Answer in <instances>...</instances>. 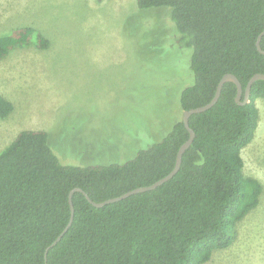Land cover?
<instances>
[{
	"label": "trees",
	"instance_id": "1",
	"mask_svg": "<svg viewBox=\"0 0 264 264\" xmlns=\"http://www.w3.org/2000/svg\"><path fill=\"white\" fill-rule=\"evenodd\" d=\"M135 1L139 9L169 7L174 38L191 50L193 80L180 91L182 111L207 103L225 73L234 74L243 90L254 73H264V54L256 47L264 0ZM32 43L49 46L32 26L0 32V59L12 47ZM236 91L233 82H224L211 107L189 116L194 138L172 177L100 207L83 192L102 201L172 169L189 135L181 118L132 157L104 164L62 163L46 131H19L0 150V264H203L214 250L231 245L238 223L263 192L260 180L245 174L241 151L255 136L264 79L252 83L244 104L235 101ZM12 109L0 94V118ZM75 187L83 192L72 193V222L49 246L69 220Z\"/></svg>",
	"mask_w": 264,
	"mask_h": 264
},
{
	"label": "rangeland",
	"instance_id": "2",
	"mask_svg": "<svg viewBox=\"0 0 264 264\" xmlns=\"http://www.w3.org/2000/svg\"><path fill=\"white\" fill-rule=\"evenodd\" d=\"M169 12L135 0H0V32L28 25L49 40L0 59V94L13 105L0 118V150L19 131L41 129L62 163L104 164L160 139L181 118L180 91L193 80L191 50L174 38ZM255 103L258 126L241 155L263 192L232 244L203 264H264V99Z\"/></svg>",
	"mask_w": 264,
	"mask_h": 264
},
{
	"label": "water",
	"instance_id": "3",
	"mask_svg": "<svg viewBox=\"0 0 264 264\" xmlns=\"http://www.w3.org/2000/svg\"><path fill=\"white\" fill-rule=\"evenodd\" d=\"M263 34H264V29L257 36L256 47L261 53L264 54V50L260 47V39H261ZM257 79H264V73H258V72L254 73L248 79V81L246 82V85H245L244 90H243L240 81L238 80V78L234 74L225 73L220 78V80L218 81L217 86H216V90H215V93H214L213 97L207 103H205L203 105H199V106L193 107V108H190V109L183 110L181 119L183 121L184 126L188 130L189 135H188L187 139L183 143H181V145L179 146V148L177 150V153H176L175 163H174V166L172 167V169L166 175H164L163 177L157 179L153 183L148 184V185L135 187V188H133L131 190H128V191H126V192H124V193H122V194H120L118 196L107 198L105 200L98 201V202L91 200L88 197V195L85 192H83L79 187L73 188L70 191V193H69V205H70V211H71L69 220H68L67 224L65 225V227L62 229V231L55 237V239L52 241V243L49 246L54 245L61 238V236L68 229V227L70 226V224L72 222L74 209H73V204H72V201H71V196H72L73 191H75V190L82 191L84 193V195L86 196V198L94 206L100 207V206H103L106 203L120 200V199H122V198H124V197H126V196H128L130 194H133V193H136V192H140V191L150 190V189H153L156 186L162 184L164 181L168 180L170 177H172L177 172V170L179 169L180 164H181L183 152L186 150V148H188L190 146V144L193 141L194 131L189 126V116L191 114H193V113L201 112V111H204L207 108L211 107L217 101V99H218V97L220 95V92H221L222 85L226 81H231V82H233L236 85L237 91H236V95H235V101L237 103H239V104H244L248 100L249 93H250V88H251L252 83L255 80H257ZM242 92H244V97H243V100H240ZM47 249H46V251H47Z\"/></svg>",
	"mask_w": 264,
	"mask_h": 264
}]
</instances>
